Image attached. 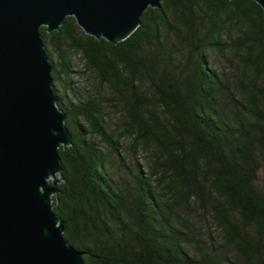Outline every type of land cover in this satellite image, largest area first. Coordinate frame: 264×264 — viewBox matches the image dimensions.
<instances>
[{
    "label": "trees",
    "instance_id": "16d2710c",
    "mask_svg": "<svg viewBox=\"0 0 264 264\" xmlns=\"http://www.w3.org/2000/svg\"><path fill=\"white\" fill-rule=\"evenodd\" d=\"M41 32L73 137L54 210L86 264H264L262 6L162 0L117 44L74 16Z\"/></svg>",
    "mask_w": 264,
    "mask_h": 264
},
{
    "label": "water",
    "instance_id": "95a60500",
    "mask_svg": "<svg viewBox=\"0 0 264 264\" xmlns=\"http://www.w3.org/2000/svg\"><path fill=\"white\" fill-rule=\"evenodd\" d=\"M263 8L264 0H256ZM162 0H0V264H86L54 210L61 147L73 144L59 107L41 27L74 16L113 44L127 39Z\"/></svg>",
    "mask_w": 264,
    "mask_h": 264
},
{
    "label": "rangeland",
    "instance_id": "374dc122",
    "mask_svg": "<svg viewBox=\"0 0 264 264\" xmlns=\"http://www.w3.org/2000/svg\"><path fill=\"white\" fill-rule=\"evenodd\" d=\"M89 80H90V78L88 79V82H86L87 88L89 87L90 89H93L94 92H97L98 86L96 84H94L92 80L91 81H89ZM101 90H102L101 92L104 93V95H105L106 88L104 89V87H103ZM117 120H118V117L116 115H112V117L110 119V125L113 126L114 125L113 123L116 122ZM126 145H127L128 150H129V144L127 143ZM263 172H264V168L261 169V173H260L262 179L264 177ZM263 182H264V179H263Z\"/></svg>",
    "mask_w": 264,
    "mask_h": 264
}]
</instances>
